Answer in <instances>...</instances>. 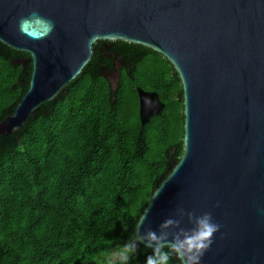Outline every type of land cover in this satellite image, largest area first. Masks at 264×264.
<instances>
[{
    "label": "water",
    "instance_id": "water-1",
    "mask_svg": "<svg viewBox=\"0 0 264 264\" xmlns=\"http://www.w3.org/2000/svg\"><path fill=\"white\" fill-rule=\"evenodd\" d=\"M32 10L52 22L50 32L35 21L18 30ZM97 41L160 54L182 89V154L152 190L132 240L177 208L211 212L221 227L201 264H264V0H0V44L26 52L32 64L0 135L55 101ZM135 89L144 125L165 104L156 91Z\"/></svg>",
    "mask_w": 264,
    "mask_h": 264
},
{
    "label": "trees",
    "instance_id": "trees-1",
    "mask_svg": "<svg viewBox=\"0 0 264 264\" xmlns=\"http://www.w3.org/2000/svg\"><path fill=\"white\" fill-rule=\"evenodd\" d=\"M116 45L130 54L115 84L108 77L115 58L97 41L55 101L0 135V264H105L103 254L133 239L152 190L179 160L177 74L147 47ZM28 58L0 44V122L28 88ZM135 86L156 91L165 104L144 125ZM151 251L138 245L128 264H145ZM172 264H179L175 257Z\"/></svg>",
    "mask_w": 264,
    "mask_h": 264
},
{
    "label": "clouds",
    "instance_id": "clouds-1",
    "mask_svg": "<svg viewBox=\"0 0 264 264\" xmlns=\"http://www.w3.org/2000/svg\"><path fill=\"white\" fill-rule=\"evenodd\" d=\"M34 21L45 23L49 32L53 29L52 22L42 18L36 10H32L28 16H21L17 21V28L23 34L26 27ZM95 39L92 36L86 42L89 51ZM146 219L147 212H144L139 228H143ZM185 219L190 227L183 226ZM220 227L211 212L197 215L194 211L177 208L175 214L165 218L157 229L148 228L135 240L127 241L112 252L103 254L105 264H128L141 243L152 250L146 256L145 264H172L173 257L179 264H201L202 257L211 247L213 237Z\"/></svg>",
    "mask_w": 264,
    "mask_h": 264
},
{
    "label": "flooded vegetation",
    "instance_id": "flooded-vegetation-1",
    "mask_svg": "<svg viewBox=\"0 0 264 264\" xmlns=\"http://www.w3.org/2000/svg\"><path fill=\"white\" fill-rule=\"evenodd\" d=\"M116 46H117L116 41H114V42H103L102 41V49H103V52L105 53V55L108 56V55L113 54V57L115 58V60H114L115 69L108 73V77H109L111 82L113 81V84L116 83L117 78H118L117 68H120L124 65V57L127 54H130L127 50H120V51L116 50L115 49ZM119 56H121V57H119ZM130 57L133 58L132 55H130ZM132 72H133V70H129L127 73L131 79H133Z\"/></svg>",
    "mask_w": 264,
    "mask_h": 264
},
{
    "label": "rangeland",
    "instance_id": "rangeland-1",
    "mask_svg": "<svg viewBox=\"0 0 264 264\" xmlns=\"http://www.w3.org/2000/svg\"><path fill=\"white\" fill-rule=\"evenodd\" d=\"M112 84H113V81H112Z\"/></svg>",
    "mask_w": 264,
    "mask_h": 264
}]
</instances>
